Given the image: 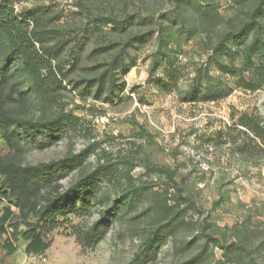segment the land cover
Instances as JSON below:
<instances>
[{
    "label": "rangeland",
    "instance_id": "obj_1",
    "mask_svg": "<svg viewBox=\"0 0 264 264\" xmlns=\"http://www.w3.org/2000/svg\"><path fill=\"white\" fill-rule=\"evenodd\" d=\"M4 20L0 264H264V0H12Z\"/></svg>",
    "mask_w": 264,
    "mask_h": 264
},
{
    "label": "trees",
    "instance_id": "obj_2",
    "mask_svg": "<svg viewBox=\"0 0 264 264\" xmlns=\"http://www.w3.org/2000/svg\"><path fill=\"white\" fill-rule=\"evenodd\" d=\"M12 3V0H0V23L3 24L5 30L16 40H18L14 35H13V30H14V23L12 22H7L4 23V16L5 13L7 12V6ZM31 15H27L26 19H30ZM95 22L97 23H109L111 22V19L108 18H96L94 19ZM44 173V171L41 172V174ZM36 181L42 183L44 181L43 175H37ZM84 183H80L78 190H83L84 188ZM2 191V189H1ZM2 211L0 210V215ZM12 211L11 209H6L3 211L2 216L0 217V234H3L5 231V225L9 221V219L12 216ZM67 211L66 208H62L60 206V200H54L51 201L50 203L44 204L40 207V211L38 213L39 216V221L44 223V227L47 228L48 230H53L57 226V217L60 215H66ZM15 236V235H14ZM24 238L29 241V244L27 245L26 252L28 254H44L49 248L50 244L47 243L41 232H38L36 229L31 230L28 233L24 234ZM6 249L8 250L9 253L14 252V246L12 244H8L6 246Z\"/></svg>",
    "mask_w": 264,
    "mask_h": 264
}]
</instances>
